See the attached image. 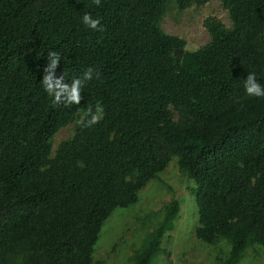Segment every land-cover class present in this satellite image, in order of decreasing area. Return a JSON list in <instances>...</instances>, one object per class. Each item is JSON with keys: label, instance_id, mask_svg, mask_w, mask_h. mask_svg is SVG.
Instances as JSON below:
<instances>
[{"label": "trees", "instance_id": "16d2710c", "mask_svg": "<svg viewBox=\"0 0 264 264\" xmlns=\"http://www.w3.org/2000/svg\"><path fill=\"white\" fill-rule=\"evenodd\" d=\"M173 1L0 0V264H96L104 223L173 158L196 182V236L220 247L218 264L264 251V97L244 87L249 73L264 86V0H222L231 25L205 19L211 40L196 50L161 25ZM49 51L65 82L94 70L80 105L45 91ZM97 103L103 119L84 126ZM180 210L165 207L133 264L166 252Z\"/></svg>", "mask_w": 264, "mask_h": 264}, {"label": "rangeland", "instance_id": "374dc122", "mask_svg": "<svg viewBox=\"0 0 264 264\" xmlns=\"http://www.w3.org/2000/svg\"><path fill=\"white\" fill-rule=\"evenodd\" d=\"M181 3L180 0L171 3L162 16L161 25L166 32L185 39L187 50H196L210 42L211 35L204 25L208 17H216L227 26L231 25L222 0L188 7H182ZM75 125L71 123L55 134L54 151L74 134ZM195 189L196 182L180 171L177 158H173L168 168L140 191L136 204L117 209L104 223L94 253L95 263L133 264L135 251L163 218L165 207L178 200L181 210L175 229L164 239L166 252L160 254L153 264H218L216 258L220 247L208 245L196 236L199 214ZM239 264H264V251L248 250Z\"/></svg>", "mask_w": 264, "mask_h": 264}, {"label": "clouds", "instance_id": "9594fccd", "mask_svg": "<svg viewBox=\"0 0 264 264\" xmlns=\"http://www.w3.org/2000/svg\"><path fill=\"white\" fill-rule=\"evenodd\" d=\"M97 6L100 5L101 0H93ZM82 22L85 26L97 30L104 31L99 18H93L90 13H84ZM61 61L60 55L55 51H49L47 54V66L44 68V75L41 80L45 91L49 96L53 97L54 103L64 104L65 106L80 105L83 97L81 95V88L87 82L93 79L94 70L88 68L84 71L82 78L73 79L70 83L65 82L64 75L59 77L56 75V69ZM99 71L95 72V77L98 79ZM244 87L246 94L250 97H264V86L256 79L255 73H249L244 80ZM104 107L97 103L95 107L89 105L85 112V119L87 123L84 124V119L80 123L86 127H90L103 119Z\"/></svg>", "mask_w": 264, "mask_h": 264}]
</instances>
